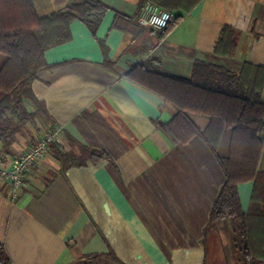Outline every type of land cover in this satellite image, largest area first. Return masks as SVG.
I'll list each match as a JSON object with an SVG mask.
<instances>
[{"label":"crops","instance_id":"0c3cea01","mask_svg":"<svg viewBox=\"0 0 264 264\" xmlns=\"http://www.w3.org/2000/svg\"><path fill=\"white\" fill-rule=\"evenodd\" d=\"M79 1L34 0L41 16ZM101 1L111 10L96 33L76 19L72 40L46 52L50 66L33 82L41 114L10 152L0 147V166L10 169L39 137L63 129L21 189L0 177V243L10 264H77L95 254L100 264H242L232 222L210 223L222 175L208 151L198 141L176 148L157 126L174 108L127 74L153 56L186 78L197 61L264 66V0H196L165 36L139 23L143 0ZM226 25L238 41L229 56L214 52ZM81 145L107 156L65 168L58 151L79 158ZM253 190V181L239 186L245 212Z\"/></svg>","mask_w":264,"mask_h":264},{"label":"trees","instance_id":"16d2710c","mask_svg":"<svg viewBox=\"0 0 264 264\" xmlns=\"http://www.w3.org/2000/svg\"><path fill=\"white\" fill-rule=\"evenodd\" d=\"M147 1L176 12V22L161 30L162 36L196 3L143 0L142 4ZM109 10L111 7L101 0H81L41 16L34 0H0V53L6 56L0 66V147L7 153L27 125L41 114L33 82L41 70L50 66L46 52L72 40L71 23L76 19L96 33ZM121 16L117 13V18ZM237 44L235 28L226 25L214 52L232 55ZM127 76L162 96L174 108L173 118L169 122L157 121V126L176 148L184 150L198 141L208 151L222 175L210 223L231 221L241 263L264 264V170H259L264 150V66L246 62L240 71H232L197 61L192 76L186 78L164 72L161 59L153 56L134 66ZM27 102L35 103L38 109L31 112ZM197 116L208 119L205 126ZM81 151V156L75 158L61 148L57 156L65 168L84 165L87 160L99 162L107 156L89 146L81 145ZM250 181L254 182V190L245 212L239 186ZM101 257L88 256L77 264H100ZM0 259L2 264H10L1 243Z\"/></svg>","mask_w":264,"mask_h":264},{"label":"built area","instance_id":"2783aa9c","mask_svg":"<svg viewBox=\"0 0 264 264\" xmlns=\"http://www.w3.org/2000/svg\"><path fill=\"white\" fill-rule=\"evenodd\" d=\"M139 23L157 30H164L176 22V15L169 9L161 7L153 1H147L142 5ZM62 127H59L39 137L29 149H27L16 162L8 169L0 166V177L5 180L17 192L27 182V174L33 165L48 154L49 145L61 140ZM16 194V193H15Z\"/></svg>","mask_w":264,"mask_h":264},{"label":"rangeland","instance_id":"374dc122","mask_svg":"<svg viewBox=\"0 0 264 264\" xmlns=\"http://www.w3.org/2000/svg\"><path fill=\"white\" fill-rule=\"evenodd\" d=\"M6 56L4 54L0 53V66L2 65V63L4 62Z\"/></svg>","mask_w":264,"mask_h":264}]
</instances>
